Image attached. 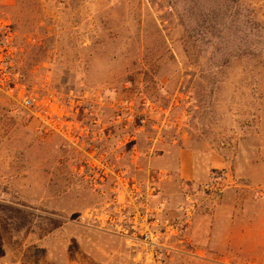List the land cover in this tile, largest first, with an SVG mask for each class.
I'll list each match as a JSON object with an SVG mask.
<instances>
[{
	"label": "rangeland",
	"instance_id": "374dc122",
	"mask_svg": "<svg viewBox=\"0 0 264 264\" xmlns=\"http://www.w3.org/2000/svg\"><path fill=\"white\" fill-rule=\"evenodd\" d=\"M0 20L21 95L79 113L139 186L95 189L83 147L0 91V264H264V0H0ZM115 198L178 235L151 256L81 223Z\"/></svg>",
	"mask_w": 264,
	"mask_h": 264
},
{
	"label": "built area",
	"instance_id": "2783aa9c",
	"mask_svg": "<svg viewBox=\"0 0 264 264\" xmlns=\"http://www.w3.org/2000/svg\"><path fill=\"white\" fill-rule=\"evenodd\" d=\"M12 36L11 25L8 21L0 20V91H6L10 94H16L22 104L29 109L36 110V114L41 119L51 121L54 128L62 133L73 145L83 147L84 157L78 168V172L84 175V178L95 188L105 186V182L110 180L113 175L118 185L123 179L129 181L127 187L132 194L134 190L139 191L138 183L134 177L123 178L124 174L120 168L112 166L106 158L105 145L95 144L93 140L88 139L90 132L87 126H80L81 122L76 119L79 113H61V108L56 106L52 100L45 102L37 95H21L18 91V85L12 81L9 75V63L4 54L7 51V44ZM93 113H82V117H88ZM85 122V121H84ZM116 123L121 122V115L117 116ZM103 132V130H101ZM122 142L119 141L115 148L120 149ZM153 180H156L153 178ZM150 183V182H149ZM153 185V183H152ZM145 186V182L141 184ZM146 187V186H145ZM150 186H147L149 189ZM152 190H156L152 187ZM117 192V190H116ZM136 195V194H135ZM143 196V195H141ZM116 197V195L114 196ZM193 206H183L181 211L190 214ZM82 224H99L101 228L117 233L132 242L133 245H143L145 249H151V256L154 252L163 247L161 240L164 236L170 238L178 235L179 223L176 218H172L164 205L155 211L146 210L140 212L137 209H124L118 206V198H115L112 205L101 209H88L81 217Z\"/></svg>",
	"mask_w": 264,
	"mask_h": 264
},
{
	"label": "crops",
	"instance_id": "0c3cea01",
	"mask_svg": "<svg viewBox=\"0 0 264 264\" xmlns=\"http://www.w3.org/2000/svg\"><path fill=\"white\" fill-rule=\"evenodd\" d=\"M182 167H183V173L186 176V178H190L192 175L191 159L184 160Z\"/></svg>",
	"mask_w": 264,
	"mask_h": 264
}]
</instances>
